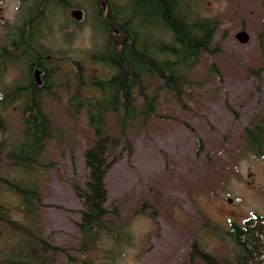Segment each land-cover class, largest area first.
Returning a JSON list of instances; mask_svg holds the SVG:
<instances>
[{
    "label": "rangeland",
    "instance_id": "obj_1",
    "mask_svg": "<svg viewBox=\"0 0 264 264\" xmlns=\"http://www.w3.org/2000/svg\"><path fill=\"white\" fill-rule=\"evenodd\" d=\"M66 1L48 5L39 22L48 29L52 64L60 65L64 83L42 100L56 129L54 139L31 177L11 168L7 149L0 157V178L22 177L23 184L37 191L39 236L70 257L59 254L56 264H107L102 256L106 248L114 250L110 264H206L197 252L237 264L232 261L237 250L225 231L254 215L264 218V141L257 155L247 150L244 137L264 102V0H183L198 17L217 23L212 42L217 51L200 54L181 98L161 89L155 78L146 80V93L156 101L147 120L120 132L115 116L108 115L107 126L118 140L108 153L111 166L104 179L108 230L103 246L89 253L80 251L77 224L84 208L76 188L84 189L88 180L84 153L94 135L85 114L69 106L78 85L74 62L88 75L107 78L113 72L90 62L103 37L96 0ZM0 6L10 25L21 24L17 4ZM135 7L132 0L131 10ZM74 10L82 12L80 20L72 16ZM106 10L103 6V16ZM147 19L137 28L143 26L159 38L162 29ZM240 31L249 36L246 44L235 38ZM4 33L1 27L0 44ZM21 79L20 65H8L0 74L6 86ZM94 95L96 91L85 96ZM0 118L6 124L0 143L14 147L24 127L18 105L0 107ZM0 204L17 224L26 225L18 196L1 182ZM24 236L22 229L0 222V252H9Z\"/></svg>",
    "mask_w": 264,
    "mask_h": 264
},
{
    "label": "trees",
    "instance_id": "obj_2",
    "mask_svg": "<svg viewBox=\"0 0 264 264\" xmlns=\"http://www.w3.org/2000/svg\"><path fill=\"white\" fill-rule=\"evenodd\" d=\"M131 2H95L98 6L96 20L103 37L99 49L91 53L90 62L96 60L113 73L107 78L88 75L80 62H74V78L78 85L69 106L74 113L85 114L94 135L91 147L84 153L88 180L84 189L76 188L84 208L77 227L82 236L80 251L85 253L99 250L108 230L104 179L111 166L108 153L118 144L117 137L107 126L108 115L115 116L120 132H124L128 125L147 120L155 113L156 101L154 95L146 93V80L155 78L161 89L181 98L189 83L188 73L198 63L200 54H214L217 51L212 46L217 23L198 17L183 0H134V11L131 10ZM103 6L107 7L104 16L101 11ZM144 19L155 22L162 29L159 38L148 33L143 26L137 28L144 22L147 24ZM261 52L264 55V45ZM56 72L50 76L51 95H55V87L64 84L59 69ZM90 91H96L97 95L86 97ZM7 102L10 104L11 100ZM24 104L23 112L28 115H23L21 139L11 148L5 141L1 142L0 157L10 149L7 159L11 168L18 175L31 177L36 174L40 159L48 142L54 139L56 129L45 114L40 99L34 98ZM5 127V122L0 118V129ZM244 137L247 150L258 155L264 141V102L251 127L245 128ZM0 182L18 196L26 220V225L17 224L10 218L8 209L0 204V222L13 229H22L25 233L21 243L12 250L0 252V264H56L59 254L70 258L61 247L39 236L35 228L36 205L39 203L37 191L23 184L22 177L19 180L0 178ZM225 235L237 250L232 261L237 264H264V258L261 259L264 255V218L254 215L243 224L231 223ZM102 253L103 259L110 264L114 250L106 248ZM197 254L206 264L231 263L230 260L217 259L206 253ZM87 264L95 263L87 261Z\"/></svg>",
    "mask_w": 264,
    "mask_h": 264
},
{
    "label": "flooded vegetation",
    "instance_id": "obj_3",
    "mask_svg": "<svg viewBox=\"0 0 264 264\" xmlns=\"http://www.w3.org/2000/svg\"><path fill=\"white\" fill-rule=\"evenodd\" d=\"M15 3L16 9L22 12L21 24L10 25L4 19L0 6V28L5 29V42L0 44V74L8 65H20L24 79L12 81L6 86L0 80V107L18 105L22 115L25 101L38 98L43 106V99L51 96V74L57 73L60 65L54 61L48 49V29L39 26L46 7L50 4L65 5L66 0H0V4ZM73 12V11H72ZM46 30V31H45ZM62 87H58L60 90ZM11 100V103H6Z\"/></svg>",
    "mask_w": 264,
    "mask_h": 264
},
{
    "label": "water",
    "instance_id": "obj_4",
    "mask_svg": "<svg viewBox=\"0 0 264 264\" xmlns=\"http://www.w3.org/2000/svg\"><path fill=\"white\" fill-rule=\"evenodd\" d=\"M72 16L76 19V20H80L82 17V12L79 10H74L72 12ZM236 40L240 43V44H246L249 41V36L246 32L244 31H240L239 33L236 34L235 36Z\"/></svg>",
    "mask_w": 264,
    "mask_h": 264
}]
</instances>
